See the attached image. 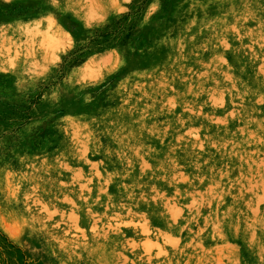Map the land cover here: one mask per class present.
Returning <instances> with one entry per match:
<instances>
[{"label": "rangeland", "instance_id": "obj_1", "mask_svg": "<svg viewBox=\"0 0 264 264\" xmlns=\"http://www.w3.org/2000/svg\"><path fill=\"white\" fill-rule=\"evenodd\" d=\"M0 264H264V0H0Z\"/></svg>", "mask_w": 264, "mask_h": 264}, {"label": "bare ground", "instance_id": "obj_2", "mask_svg": "<svg viewBox=\"0 0 264 264\" xmlns=\"http://www.w3.org/2000/svg\"><path fill=\"white\" fill-rule=\"evenodd\" d=\"M224 47V46H223ZM64 163V162H63ZM130 188V187H129ZM39 210V209H38ZM131 218V217H130ZM123 223V222H122ZM94 224V223H93ZM221 227V226H220Z\"/></svg>", "mask_w": 264, "mask_h": 264}]
</instances>
